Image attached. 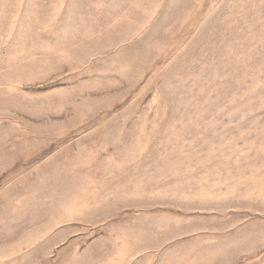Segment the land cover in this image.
Masks as SVG:
<instances>
[{
	"label": "rangeland",
	"instance_id": "374dc122",
	"mask_svg": "<svg viewBox=\"0 0 264 264\" xmlns=\"http://www.w3.org/2000/svg\"><path fill=\"white\" fill-rule=\"evenodd\" d=\"M0 264H264V0H0Z\"/></svg>",
	"mask_w": 264,
	"mask_h": 264
}]
</instances>
